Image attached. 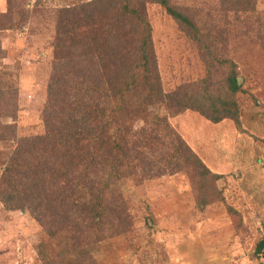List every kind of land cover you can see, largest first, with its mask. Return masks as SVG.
<instances>
[{"label": "trees", "instance_id": "obj_1", "mask_svg": "<svg viewBox=\"0 0 264 264\" xmlns=\"http://www.w3.org/2000/svg\"><path fill=\"white\" fill-rule=\"evenodd\" d=\"M147 1L93 0L54 11L55 62L42 113L44 133L18 143L0 179L2 202L32 201L46 237L64 247L43 256L45 264H98L93 247L129 231L132 222L117 188L132 170H148L137 155L141 147L162 154L174 172L189 173L199 206L226 203L216 187L221 176L166 119L133 130L144 107L121 114L113 96L146 85L156 102L174 114L193 109L215 123L232 119L242 129L239 93L244 89L226 51L235 27L254 20L264 42V12L256 9L257 0H222L220 11L210 15L173 0H154L199 46L207 66L205 78L168 93L158 70ZM11 3L8 12H0V29L14 25ZM220 68H226L221 79ZM15 106L0 94V141L8 139L2 131L9 139L16 136L15 126L1 124V117L16 114ZM256 252H264V236Z\"/></svg>", "mask_w": 264, "mask_h": 264}, {"label": "rangeland", "instance_id": "obj_2", "mask_svg": "<svg viewBox=\"0 0 264 264\" xmlns=\"http://www.w3.org/2000/svg\"><path fill=\"white\" fill-rule=\"evenodd\" d=\"M90 1L11 0L14 25L0 29V94L15 102L16 114L1 117V124L15 126L16 136L9 139V133H1L8 139L0 141V179L18 143L44 133L42 113L55 62L54 11ZM221 1L173 3L210 15L220 11ZM146 7L164 91L182 90L205 78L207 66L199 46L160 4L148 0ZM9 8L8 0H0L1 13ZM256 9L264 12V0H257ZM256 23L236 26L226 51L237 65L244 89L239 93L242 129L232 119L215 123L193 109L174 114L156 102L146 85L113 96L121 114L144 107L133 130L166 119L221 176L216 187L226 203L199 206L189 173L174 172L162 154L141 147L144 150L137 155L148 170L142 166L132 170L117 188L131 227L93 247L98 264H264V252H256L264 236V42ZM225 73L226 68H220L217 78ZM23 203L6 204L0 199V264H45L43 256L64 248L46 237L32 201ZM227 205L237 214L230 213Z\"/></svg>", "mask_w": 264, "mask_h": 264}]
</instances>
